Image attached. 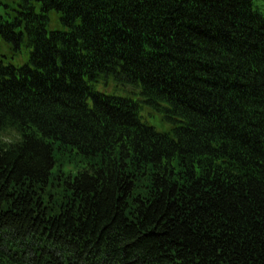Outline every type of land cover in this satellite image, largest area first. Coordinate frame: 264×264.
Returning <instances> with one entry per match:
<instances>
[{
    "label": "trees",
    "instance_id": "16d2710c",
    "mask_svg": "<svg viewBox=\"0 0 264 264\" xmlns=\"http://www.w3.org/2000/svg\"><path fill=\"white\" fill-rule=\"evenodd\" d=\"M6 132L0 264H264V0H0Z\"/></svg>",
    "mask_w": 264,
    "mask_h": 264
},
{
    "label": "rangeland",
    "instance_id": "374dc122",
    "mask_svg": "<svg viewBox=\"0 0 264 264\" xmlns=\"http://www.w3.org/2000/svg\"><path fill=\"white\" fill-rule=\"evenodd\" d=\"M51 24L54 26V25H56V18L55 17H53L52 16V22H51ZM23 60V59H22ZM22 60H20V59H18V58H16V59H14L13 60V62H14V64H20V63H22ZM156 116V118H158L159 119V117L157 116V115H155ZM149 122H150V124H152V125H155V126H158V124L154 121V120H152V119H149ZM165 126V125H164ZM166 127V126H165ZM0 138L1 139H3V140H6V141H10L11 139H13L14 138V134H12L11 132H6V133H3V134H1L0 135Z\"/></svg>",
    "mask_w": 264,
    "mask_h": 264
}]
</instances>
